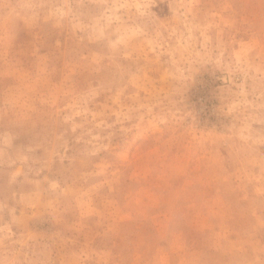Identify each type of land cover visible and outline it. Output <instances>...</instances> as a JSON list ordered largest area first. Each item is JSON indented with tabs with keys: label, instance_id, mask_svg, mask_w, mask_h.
Wrapping results in <instances>:
<instances>
[{
	"label": "rangeland",
	"instance_id": "obj_1",
	"mask_svg": "<svg viewBox=\"0 0 264 264\" xmlns=\"http://www.w3.org/2000/svg\"><path fill=\"white\" fill-rule=\"evenodd\" d=\"M0 264H264V0H0Z\"/></svg>",
	"mask_w": 264,
	"mask_h": 264
}]
</instances>
